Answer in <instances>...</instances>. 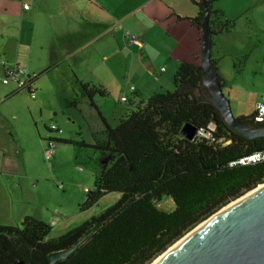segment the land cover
Masks as SVG:
<instances>
[{"label": "trees", "instance_id": "16d2710c", "mask_svg": "<svg viewBox=\"0 0 264 264\" xmlns=\"http://www.w3.org/2000/svg\"><path fill=\"white\" fill-rule=\"evenodd\" d=\"M190 1L197 7L190 23L201 33V0ZM209 27L211 36L229 33L234 21L210 8ZM203 75L199 64L179 62L172 90L129 103L133 108L114 125L107 123L92 100L94 94L105 97L108 92L79 81L104 125L105 139L96 147L110 157L94 176L93 189L81 208H90L109 193L118 198L56 237H49V223L32 216H25L17 225L0 223V264H47L50 252L72 245L95 223H100L95 232L55 264H149L197 224L263 183L264 161L229 162L264 150V137H243L226 125L212 104L196 96ZM218 78L222 87L223 80ZM185 122L197 128L213 123L212 138L181 137ZM164 197L172 201L169 210L158 205Z\"/></svg>", "mask_w": 264, "mask_h": 264}, {"label": "rangeland", "instance_id": "374dc122", "mask_svg": "<svg viewBox=\"0 0 264 264\" xmlns=\"http://www.w3.org/2000/svg\"><path fill=\"white\" fill-rule=\"evenodd\" d=\"M216 6L222 7L224 16L234 21L231 33L213 35L211 41L217 43L215 46L224 43L219 71L225 75L226 88L234 98L227 97L231 111L239 117L242 101L254 98L264 78L260 75L264 70V0H219L214 2ZM213 50L217 47L213 46ZM159 64L165 67L161 74L168 77V80L163 78L164 84L172 90L173 68L159 62L150 73L157 75ZM63 69L60 67L59 71ZM8 83L3 88L13 85L12 81ZM58 85L59 90L50 83L42 96L35 88L33 98L25 89L19 94L7 92L0 102V117L7 127L0 142L5 150L2 162L12 169L10 173L0 172V223L17 225L25 216H32L51 223L49 237L77 226L118 198L117 194L109 193L90 208H81L87 193L93 189L94 176L110 157L108 153L102 155L96 147L104 139L101 132L104 125L80 86L66 80ZM112 88V93L105 97L94 94L92 100L101 115L114 125L133 108L129 104L133 96L119 84ZM120 91L127 93L128 101H118ZM222 91L227 95L226 89ZM205 92L202 86L195 94L204 100ZM51 124L60 132L49 130ZM49 137L54 140V148L46 158L44 148ZM57 137L72 142L57 141ZM158 205L166 210L173 206L168 197Z\"/></svg>", "mask_w": 264, "mask_h": 264}, {"label": "crops", "instance_id": "0c3cea01", "mask_svg": "<svg viewBox=\"0 0 264 264\" xmlns=\"http://www.w3.org/2000/svg\"><path fill=\"white\" fill-rule=\"evenodd\" d=\"M218 1L210 0L209 7L223 10L214 7ZM23 4L28 9H23ZM196 14L197 7L190 0H0V102L7 92L22 91L14 83L3 88L9 83L1 82L2 62L37 75L33 87L39 90V96L50 83L59 90L58 83L63 80L72 85H79V81L99 85L108 94L119 84L132 94V104L145 100L157 89L168 90L169 85L163 81L168 77L161 74L165 67L160 63L157 75H153L152 66L162 62L175 70L181 61L200 63L201 33L189 20ZM117 24L138 40L128 44ZM215 44L211 41V60L223 80L222 90L226 89V96L234 100L226 88L225 75L219 71L224 43ZM60 67H64L63 72ZM260 75L264 77V70ZM262 81L254 98L242 101L239 118L252 116L255 103L264 102V78ZM131 85L134 91L129 90ZM124 91H120L118 101L122 95L127 97ZM4 129L7 127L0 117V142ZM101 132L105 139L104 129ZM4 156L0 145V172L10 173L12 169L2 162Z\"/></svg>", "mask_w": 264, "mask_h": 264}, {"label": "water", "instance_id": "95a60500", "mask_svg": "<svg viewBox=\"0 0 264 264\" xmlns=\"http://www.w3.org/2000/svg\"><path fill=\"white\" fill-rule=\"evenodd\" d=\"M201 4L203 14L199 23V65L204 75L200 85L207 91L203 101L212 104L226 125L243 137H264V123L240 119L231 111L210 56V7L206 0H201ZM197 130V126L185 122L179 134L192 140ZM99 226L100 223L93 224L72 245L50 252L47 264L68 258ZM14 264L25 263L17 261ZM157 264H264V189L227 208L177 245Z\"/></svg>", "mask_w": 264, "mask_h": 264}, {"label": "built area", "instance_id": "2783aa9c", "mask_svg": "<svg viewBox=\"0 0 264 264\" xmlns=\"http://www.w3.org/2000/svg\"><path fill=\"white\" fill-rule=\"evenodd\" d=\"M23 9H28V5L23 4ZM116 28L122 31L128 44H131L138 40L136 36L131 34V32L128 31L126 28H123V26H121L120 24H117ZM140 45L143 46L144 45L143 42H140ZM2 64H3V76L1 77V82L6 84L9 81H12L16 85V88L18 90H23V89L27 90L30 97L33 98L35 92V89L33 87V79L35 77V74L27 73L23 68L18 67L14 64H10L7 62H2ZM128 88L130 91H134V86L131 85ZM120 101L126 102L127 97L125 95H122L120 97ZM250 120L255 123H260V124L264 123V102L258 101L255 103L253 114ZM214 129H215L214 124L209 123L205 128H198L195 137L211 139ZM49 130L57 131V128L54 124H51ZM53 141L54 140L51 137L47 139V143L44 148V155L46 158L50 157L53 152V148H54ZM260 161H264V150H258L242 155L236 160L230 161L229 165H235V164L248 165Z\"/></svg>", "mask_w": 264, "mask_h": 264}, {"label": "bare ground", "instance_id": "6f19581e", "mask_svg": "<svg viewBox=\"0 0 264 264\" xmlns=\"http://www.w3.org/2000/svg\"><path fill=\"white\" fill-rule=\"evenodd\" d=\"M264 189V182L258 183L257 186H255L253 189L245 192L243 195L239 196L238 198L232 200L219 210H217L215 213H213L210 217H207L204 221L197 224L193 229H191L189 232H187L184 236H182L180 239H178L175 243H173L170 247H168L163 253H161L159 256H157L151 263L149 264H157L162 258H164L168 253H170L177 245H179L181 242H183L186 238L191 236L194 232L198 231L200 228H202L204 225H206L208 222L213 220L215 217H217L219 214H221L223 211H225L227 208L232 206L233 204L261 191Z\"/></svg>", "mask_w": 264, "mask_h": 264}, {"label": "flooded vegetation", "instance_id": "af4514ba", "mask_svg": "<svg viewBox=\"0 0 264 264\" xmlns=\"http://www.w3.org/2000/svg\"><path fill=\"white\" fill-rule=\"evenodd\" d=\"M204 96H205V95H204ZM204 98H206V96H205Z\"/></svg>", "mask_w": 264, "mask_h": 264}]
</instances>
